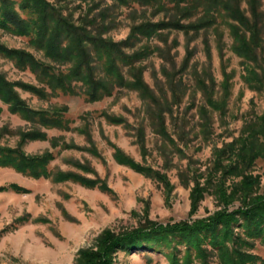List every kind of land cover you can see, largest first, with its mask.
<instances>
[{
    "label": "rangeland",
    "instance_id": "1",
    "mask_svg": "<svg viewBox=\"0 0 264 264\" xmlns=\"http://www.w3.org/2000/svg\"><path fill=\"white\" fill-rule=\"evenodd\" d=\"M19 1L15 0V11L28 18L29 10L21 9ZM48 1L62 6L76 22L87 7L80 0ZM160 4L99 0L91 15L99 21V10L107 8L106 20L114 21L103 36L120 42L136 24L175 16L172 3ZM239 4L249 14L246 0ZM259 9L261 39L252 58L236 51L232 32L238 22L223 10L199 30L169 27L149 36L136 31L134 44L125 50L152 49L135 62L147 92L116 86L110 94L90 100L80 81L73 82L75 93L52 92L28 67H19L14 58L0 53V73L13 83L20 99L42 111L26 118L0 98V148L51 155L48 176L33 177L0 164V187H5L0 189V264H82L81 251L101 250L98 241L104 234L120 239L159 226L191 225L220 210L244 208L243 201L264 198V0ZM30 39L0 27V46L27 50L49 62ZM94 65L96 78H102L103 66ZM122 71L133 79L127 67ZM21 82L43 86L45 94L25 89ZM209 96L224 104L213 108L206 100ZM59 109H65L66 127L41 121ZM162 124L167 135L159 132ZM33 131L44 137L24 136ZM242 144L247 146L241 154ZM117 149L139 168L119 162ZM223 149L228 152L220 157ZM67 171L95 184L54 178L57 172ZM10 184L25 190L16 191L7 187ZM195 187L201 189L196 199ZM235 215L238 220L229 224V237L220 235L222 247L208 243L209 236L202 232L199 255L179 238L158 251L110 249V264H226L222 254L236 244L258 257L255 263L245 264H261L264 243L248 235L242 218ZM224 225L216 229L222 231Z\"/></svg>",
    "mask_w": 264,
    "mask_h": 264
},
{
    "label": "trees",
    "instance_id": "2",
    "mask_svg": "<svg viewBox=\"0 0 264 264\" xmlns=\"http://www.w3.org/2000/svg\"><path fill=\"white\" fill-rule=\"evenodd\" d=\"M86 2V10L81 17V21L76 22L71 13H64L62 6L50 3L48 0H20L19 7L23 10H29L28 18L21 17L15 11V0H0V27L10 30L15 34L30 35L31 43L40 49H43L44 55L49 58V62L37 58L32 52L7 48L0 46V53L7 57L14 58L19 67H28L35 73L39 81L52 92L62 90L63 92L75 93V81H80L84 87V92L90 100L100 99L103 95L110 94L116 86H133L146 91V84L142 80L140 70L135 67V62L144 56H147L152 49L148 47H137L132 52L125 50L126 46L134 44L132 37L138 31L146 36L156 33L163 28H177L184 31L189 29L199 30L212 24L215 19V12L223 10L228 17L238 22V26H233V37L237 41L236 51L244 56L252 58L256 55L255 48L259 46L261 39V11L260 0H246L249 14L240 8V0H156L161 1L160 6L165 3H172L175 9V16L166 21H147L136 24L132 27L130 36L120 42H115L107 37L104 33L110 28L113 19L106 20L107 8L99 10L100 20L97 16L92 17L91 12L98 8L99 0H80ZM119 4H127L129 1L138 2L142 5L153 4L155 0H116ZM159 6V7H160ZM89 16H91L89 18ZM195 16V17H194ZM190 18H194L190 20ZM182 19H189L183 21ZM248 34V36H246ZM50 62H53L54 65ZM100 63L103 66L104 74L102 78H96L95 65ZM57 65H65L60 69ZM127 67L128 73L133 79H128L122 71V67ZM136 68L138 71H136ZM127 73V74H128ZM22 87L36 94H45L44 87L34 86L25 82L20 83ZM255 83H250L254 86ZM147 92V91H146ZM145 95L147 93H144ZM225 94H228L227 92ZM211 96V94H210ZM207 97L210 105L219 109L223 104L218 100ZM227 95H225L226 97ZM0 98L9 103V107L14 112L21 113L26 118H32L33 115L42 114L30 108L24 100L20 99L13 89V83L5 79L0 73ZM65 109L54 110L53 117L43 118L41 121L52 126L66 127L67 121L62 118ZM43 116V115H42ZM119 121V119H116ZM159 126V132L167 135V132ZM24 136L41 138L44 135L40 132H28ZM247 146V144H246ZM245 144L239 147V151L246 148ZM228 152L223 149L222 156ZM117 149L115 157L119 162H126L131 166L135 165L131 159H126ZM50 154L28 155L19 148H0V164L12 165L17 170L23 171L33 177L48 176L46 164L50 159ZM244 158V157H243ZM83 167L84 165H80ZM84 168V167H83ZM148 170V169H147ZM56 180L74 179L86 185H94L95 180L89 179L77 172H57L54 175ZM250 183V180L248 181ZM104 186V185H103ZM101 185V187H103ZM16 191L25 190L16 184L9 186ZM5 187H0L3 189ZM201 189L195 187L193 198L196 199ZM244 208L232 212L224 210L218 211L212 218L206 221H196L188 225L179 223L173 227L159 226L153 230L143 233L132 232L120 239L114 238L113 235L107 234L98 241L101 250H84L81 251L80 260L82 264H110V249L124 248L127 251H158L167 242L174 240H187L191 247L200 249V242L203 241L202 232L209 236L208 243L213 246L222 247L224 240L220 236L222 233L229 237L231 221L238 220L235 214L242 218L244 230L250 236L260 237L264 243V198L256 197L250 202L243 201ZM226 225L222 231H218V225ZM250 245L249 242L246 243ZM196 250V251H197ZM198 250V255L200 254ZM226 264H245V262L255 263L257 256L247 253L241 248L240 244L233 246L230 251L226 250L223 254ZM188 256H190L188 254ZM175 258V257H174ZM183 264H189L184 261ZM264 264V260L261 261Z\"/></svg>",
    "mask_w": 264,
    "mask_h": 264
}]
</instances>
